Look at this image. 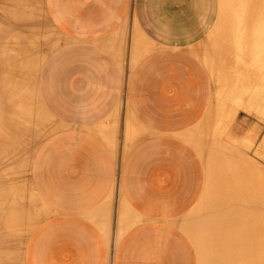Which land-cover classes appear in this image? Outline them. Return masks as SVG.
<instances>
[{
    "label": "crops",
    "instance_id": "1",
    "mask_svg": "<svg viewBox=\"0 0 264 264\" xmlns=\"http://www.w3.org/2000/svg\"><path fill=\"white\" fill-rule=\"evenodd\" d=\"M33 1L15 99L35 131L1 162L25 232L3 262L201 264L189 226L221 142L264 145V93L232 96L211 45L220 0Z\"/></svg>",
    "mask_w": 264,
    "mask_h": 264
},
{
    "label": "bare ground",
    "instance_id": "2",
    "mask_svg": "<svg viewBox=\"0 0 264 264\" xmlns=\"http://www.w3.org/2000/svg\"><path fill=\"white\" fill-rule=\"evenodd\" d=\"M220 2L218 22L211 31L210 38L211 45L220 53L221 77L223 76L226 83L229 81L234 83V81L242 79V82L237 83H246V86L238 87H242L244 95L246 93L251 97L262 98L264 93V0H220ZM37 9L33 0H0V11L6 17V20L5 17L3 18L4 21L0 19V264H7V262H3V257L8 250L16 247L15 244H19L17 242L25 232L14 202L8 206L4 182L6 167L1 162L5 160L6 143L7 146H11L13 142L14 148L18 144L17 142L20 143L22 135L27 134V137L31 135L27 132L29 124L26 126V128L28 127L27 131L22 129L24 126V116H22L24 105L15 99V89L18 88L15 74L22 75L23 79V75L25 73L27 75V72L29 73L38 64V58L33 57L35 53L32 57L27 53L28 47L35 45L28 36L34 29L31 21L35 17L34 11ZM38 10L40 11V9ZM0 18L2 17L0 16ZM37 18L36 20H38ZM23 60L26 65L21 68ZM250 66H255L258 70L253 71ZM235 70L236 74L234 75L232 73ZM231 75L238 79L235 77L237 79L235 80ZM19 78L20 76L17 77V80ZM24 78V80L27 79L25 76ZM223 80L221 82H224ZM244 80H249V82H244ZM253 80H257V83L260 82V86L254 88L253 85L256 81ZM18 81L20 84L23 82L20 79ZM232 82L231 84H233ZM25 84H22V87ZM229 84L227 85L232 87L231 89L236 87V91L233 90L232 93H241L237 88L239 84ZM27 85L29 86L28 83ZM19 86L21 87V85ZM230 87H228V91ZM234 93L232 96L236 95ZM25 115L27 116V114ZM33 127L31 126L32 130L30 129L29 132L33 131ZM34 131L31 133L34 134ZM33 134L30 142L33 141ZM210 134L206 136L209 138ZM24 136L22 139H28ZM207 137L206 139H208ZM212 137L214 141L216 137L212 134L211 140ZM23 141L21 142L23 143ZM24 142L28 143L26 140ZM26 144L23 143L22 147L20 146L22 149L18 144V151L16 147L15 151L25 150L24 152H27L29 149L25 146ZM216 144L218 143L216 142L215 146ZM221 147L227 150L221 148L222 151L218 154V149L215 148L218 158L216 157L215 162L213 161L209 166V182L206 187L205 201L201 208L198 207V210L196 208L198 212L193 217L198 222L190 224L189 231L197 243L203 264H264V170L246 161L244 157H241L243 155L231 152V148L224 147L222 142ZM12 149L8 150L13 152L14 149ZM17 152L14 153V157ZM13 153H8L7 156ZM19 155L20 152L17 156ZM13 156H10L11 160H13ZM17 156L16 158H18ZM19 158L23 160L22 156ZM23 158L26 157L23 156ZM16 160L14 158L13 161ZM20 161L13 163L18 166ZM25 166L27 165L25 164ZM18 167L23 168V166ZM14 196L16 198L15 194ZM15 200L18 204L20 203L17 199Z\"/></svg>",
    "mask_w": 264,
    "mask_h": 264
},
{
    "label": "rangeland",
    "instance_id": "3",
    "mask_svg": "<svg viewBox=\"0 0 264 264\" xmlns=\"http://www.w3.org/2000/svg\"><path fill=\"white\" fill-rule=\"evenodd\" d=\"M37 1V0H36ZM0 16L2 17V18H0L1 20H3L4 21V19L6 20V17L3 15V13L0 11ZM5 17V18H4ZM4 18V19H3ZM7 21H8V19H7ZM217 22H218V20H217ZM216 25H217V23H216ZM215 25V26H216ZM215 26H214V28H215ZM213 30V29H212ZM211 30V31H212ZM210 34H211V32H210ZM250 67H252V69L251 70H253V71H255V70H258V69H256L255 68V66H250ZM253 67H254V69H253ZM248 69H250V68H248ZM237 70V69H236ZM236 70H235V72H233L232 74H236ZM242 71V70H241ZM237 72H239V71H237ZM238 75H239V73H237ZM237 75V76H238ZM231 76H233V75H231ZM234 77V79L235 80H237L238 78L236 77V76H233ZM237 79H236V78ZM244 79V78H243ZM232 80V79H231ZM242 82L243 80L242 79H240V80H237V82ZM249 82V80H244V82ZM253 81H256V83H254V82H252V83H254V88L255 87H259L260 86V82H258L257 83V80H253ZM230 82H232V81H230ZM236 81H234V83H235ZM236 82V84H239V83H237ZM250 82H251V80H250ZM233 83V82H232ZM233 83V84H234ZM241 84V85H240ZM238 86H246V83H240ZM249 84V83H248ZM247 84V85H248ZM257 84H259L258 86H257ZM254 99H258V98H256V97H253ZM261 99V98H260ZM239 118H242V117H239ZM262 120H263V123H264V118L262 119V118H253V117H251L250 119H248V121H247V125L248 126H253V127H256V129L258 130V131H260L261 130V128H260V125H259V122H262ZM227 121V120H226ZM223 129H225V126H224V128ZM246 136V134L245 133H241L240 134V138H243V137H245ZM260 143H261V141H258L257 143L256 142H253V143H251V142H247V141H241L240 143H238L237 145H235L234 143H229V142H226V141H222V144H223V146L224 147H227V148H231L230 150H232L231 152H237L236 154H239V155H243V156H241V157H244L245 158V160L246 161H248V162H251L253 165H255V166H257V167H260V168H262L263 170H264V145L261 147L260 146ZM221 148H223V147H221ZM226 149V148H225ZM224 148H223V150H225ZM237 149V150H236ZM227 150V149H226ZM225 150V151H226ZM230 150H228V151H230ZM235 150V151H234ZM222 151V150H221ZM220 151V152H221ZM239 152V153H238ZM241 153V154H240ZM243 158V159H244ZM208 171H209V168H208V170H207V175H208ZM208 182H209V175L207 176V187H208ZM206 191H207V188H206ZM201 264H203L202 262H201Z\"/></svg>",
    "mask_w": 264,
    "mask_h": 264
}]
</instances>
